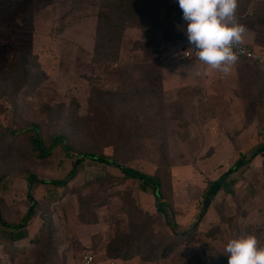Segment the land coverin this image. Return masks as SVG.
<instances>
[{
    "label": "rangeland",
    "instance_id": "1",
    "mask_svg": "<svg viewBox=\"0 0 264 264\" xmlns=\"http://www.w3.org/2000/svg\"><path fill=\"white\" fill-rule=\"evenodd\" d=\"M96 2L0 0V215L4 222L22 226L19 232L0 226V264H79L86 254L93 256V264H109L113 259L119 264H228L223 253L228 240L253 234L264 246V153L252 156L256 148H248L257 143L256 131L264 143V81L259 80V95L245 100L238 115H230L224 103L213 104L211 112L209 106L189 102L186 90H179L172 79L180 64L201 63L179 61L171 49L163 63L167 65L163 89L166 102L178 106L154 105L166 118L169 112L167 146L159 148L153 145L156 137L147 136L155 127L156 136L161 135L163 126L153 120L148 103L144 104L147 118L141 115L134 124L129 119L139 117L141 93L124 100L98 97L103 102L96 101L94 94L91 100L92 78L105 77L98 62L92 67L90 56ZM246 4L245 9H236V21L247 22L264 38V0H238V5ZM244 12L251 14V20L244 18ZM127 34L131 39L139 36L135 30ZM182 45L191 46L188 40ZM237 64L244 66V61ZM256 67L264 71V66ZM140 77L138 71L133 73V89L146 85L137 81ZM120 78L115 75L108 88L115 90ZM21 86L26 90L23 94ZM119 102L123 107L111 106ZM106 106L112 111L103 110ZM28 124L38 126L46 145L66 133L78 151L105 155L124 167L157 176L179 227L173 232L166 228L155 212L150 189L125 179L116 167L90 160L82 162L63 189L37 183L29 190L27 176L63 179L72 160L59 147L38 159L30 152V132L11 137V132ZM238 160L244 164L228 177L235 185L219 193L199 218L207 185ZM28 191L38 205L24 222ZM183 231L186 236L175 237ZM20 232L24 237L17 240ZM170 240L173 251L166 258H113L129 248L145 254L147 248Z\"/></svg>",
    "mask_w": 264,
    "mask_h": 264
},
{
    "label": "trees",
    "instance_id": "2",
    "mask_svg": "<svg viewBox=\"0 0 264 264\" xmlns=\"http://www.w3.org/2000/svg\"><path fill=\"white\" fill-rule=\"evenodd\" d=\"M96 1L97 11L95 12V18L97 26L95 30V44L90 56L93 59L92 67L94 68L93 62H98L102 67L105 77L102 80L99 78H92L91 100L93 99L94 94L96 96V101L103 102L104 100H98V97L101 99L104 97H122V100H124L126 97L129 98V96H134L135 92L141 93L140 95L143 96L144 99L142 98L140 103V109H142L139 112V117L132 116L129 119L132 124H134L139 122L141 115L143 118H147V113H145L146 107L144 104L148 103L147 108L155 114L153 120L161 122L163 128L161 130V135L157 134L158 136H156L158 130L157 127L154 126L155 128H152L153 132L150 131L147 137L152 138L155 136L156 138H153V145L159 144V148H166L169 112H167L166 118L161 107H158V110L156 111L154 105L178 106L177 104L166 102L161 77V68L163 67V63L169 58L171 49H175V51L172 52L176 53L175 57L177 58L178 53L187 49L189 46L182 45L183 42L187 41L185 31L187 22L182 18L183 14L179 7L178 0ZM247 6L248 4L243 6L238 5L237 8L245 9ZM244 14H246V12H244ZM250 17L251 14L244 15L245 19H250ZM130 30H135L139 33L137 39H131V37H129L127 32ZM174 45L177 47H174ZM134 55H136L137 58L140 55L138 58L140 62H136ZM136 71L141 75L140 79L137 81L139 83H146L145 86H141L139 89H133L134 81L131 80L133 73H136ZM144 73L145 78L142 75ZM117 74L120 75L121 78L116 80L115 90H111L108 86L111 85L112 87V85H114L113 77ZM122 89L128 91H121ZM117 90H120V92L113 94L112 91ZM31 91H33V89L29 92ZM20 92L22 94L26 92L24 86L20 87ZM151 101H154V104ZM123 105L124 103L122 102L111 104V106L117 108H121ZM180 105L185 106L181 103ZM186 107L187 106H185V108ZM103 110L111 112L112 108L106 106ZM103 116L105 117V115ZM21 131L30 132L28 136L31 146L30 152L38 159L49 157L52 152L59 147L63 151L65 158L72 160L71 168L63 179L37 180L34 176H27L26 180L29 184V190L37 183L50 185L56 189H63L67 187L68 180L75 176L77 169L81 166L82 162L90 160L106 166L116 167L125 179L136 181L141 184L142 187L150 189L154 198L155 212L162 217L166 228L173 232L179 227L174 222L172 206L165 201L160 191L161 182L157 176H150L133 168L124 167L118 164L114 159L105 155H96L90 152L78 151L68 142L69 134L66 133H60L58 136L51 138L46 145L36 124H28L25 128H22V130L11 132V137L17 136ZM130 135H127L128 139H131ZM262 152H264V143H261L256 147L252 156ZM243 164V160H238L233 168L207 185L202 194L203 201L199 218L202 217L207 208L212 205L219 193L225 192L235 185V182L228 177L235 169H239ZM74 189L77 190V188ZM27 201L29 203V208L24 217V222L34 214L35 208L38 205L37 202L34 201L30 191L27 193ZM88 204L89 203L86 202L83 207L85 211L88 209ZM0 226L10 232H19L22 228V226H13L4 222L1 215ZM187 233V231L181 233L176 232L175 237L179 238L186 236ZM22 237H24V233L19 234L17 236L19 239L17 240L22 239ZM4 241L7 242L5 239ZM10 241L12 242V240ZM173 243V240L168 242L162 241V243H159V247L154 245L149 249L147 248L145 254L139 252L140 248H137L136 250H131L129 248L116 254L113 258L128 259L134 255H145L143 257H145L147 261H155L160 258H166L173 251Z\"/></svg>",
    "mask_w": 264,
    "mask_h": 264
},
{
    "label": "clouds",
    "instance_id": "3",
    "mask_svg": "<svg viewBox=\"0 0 264 264\" xmlns=\"http://www.w3.org/2000/svg\"><path fill=\"white\" fill-rule=\"evenodd\" d=\"M186 21L188 43L198 59L223 74L238 62L235 49L246 29L236 21L238 0H178ZM228 264H264V246L253 234L228 240L223 252Z\"/></svg>",
    "mask_w": 264,
    "mask_h": 264
},
{
    "label": "crops",
    "instance_id": "4",
    "mask_svg": "<svg viewBox=\"0 0 264 264\" xmlns=\"http://www.w3.org/2000/svg\"><path fill=\"white\" fill-rule=\"evenodd\" d=\"M240 24L246 29L244 34L246 38H244L243 44L248 45L255 52L264 56L263 36L258 34L252 26H248L247 22ZM261 65L264 66V62L249 63L244 61V66H239L236 63L231 67L230 73L223 74L208 65L185 62L179 65L178 75L172 77V79L173 82H177L179 90H186L184 96L189 99V102L195 105L209 106L210 111H213V104L224 103L228 106L227 111L230 115H238L241 113L239 107L246 103L245 100L249 101V98H255L259 95L258 90L261 88L259 80L264 81V71L259 70L256 66ZM166 66L161 68V77L164 76L167 70ZM162 83L164 84L163 78ZM255 136L257 143L248 145V148H256L258 139L261 143V138H259L257 131Z\"/></svg>",
    "mask_w": 264,
    "mask_h": 264
},
{
    "label": "built area",
    "instance_id": "5",
    "mask_svg": "<svg viewBox=\"0 0 264 264\" xmlns=\"http://www.w3.org/2000/svg\"><path fill=\"white\" fill-rule=\"evenodd\" d=\"M191 47H188L187 49L179 52L177 55V59L179 61H196L203 65H206L198 59L196 50L192 49ZM235 51L237 52V55L239 57L238 60H242L249 63L264 62V56L255 52L251 47L246 44L242 43L235 49ZM79 264H93V256L90 254L83 255L80 259ZM109 264L119 263L117 260L113 259L109 262Z\"/></svg>",
    "mask_w": 264,
    "mask_h": 264
}]
</instances>
